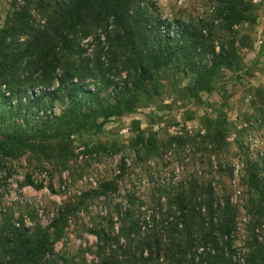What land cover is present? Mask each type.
Listing matches in <instances>:
<instances>
[{
  "label": "trees",
  "instance_id": "1",
  "mask_svg": "<svg viewBox=\"0 0 264 264\" xmlns=\"http://www.w3.org/2000/svg\"><path fill=\"white\" fill-rule=\"evenodd\" d=\"M208 4L209 18L184 21L162 19L152 0H12L0 28V163L28 155L64 172L77 158L74 138L101 134L108 121H120L158 100L168 84L184 100L202 105L201 95L224 90L225 72L231 82L248 75L241 49L248 48L249 39L238 28L254 27L258 5L252 0ZM87 40L91 42L83 45ZM256 94L263 100V91ZM212 112L203 117L205 134L197 135V150L210 167L211 157L229 146L226 118ZM257 112L264 117L261 108ZM134 125L127 147L137 163L168 150L178 154L193 143L183 138L162 142L153 134L147 139L138 122ZM83 145L84 155H117L124 148ZM125 171L122 162L116 180L99 183L75 204L59 209L48 226L35 225L31 233L2 216L0 264H81L74 257H56L54 246L71 216L88 202L109 200L119 192ZM217 175L221 196L212 179L159 190L157 203L161 206L165 199V214L146 233L134 219L136 200L128 194L123 213L115 211L116 234L112 218L106 228L88 230L96 240V264H236L231 238L238 210L223 184L230 167L220 166ZM20 187L44 188L34 185L30 175ZM240 187L247 196L250 232L245 263L264 264V236L259 241L256 234L264 232V163L246 162ZM48 188L55 193L52 185Z\"/></svg>",
  "mask_w": 264,
  "mask_h": 264
},
{
  "label": "rangeland",
  "instance_id": "2",
  "mask_svg": "<svg viewBox=\"0 0 264 264\" xmlns=\"http://www.w3.org/2000/svg\"><path fill=\"white\" fill-rule=\"evenodd\" d=\"M157 12L162 19L173 20L181 18H209L211 6L208 0H152ZM258 5L257 20L250 30L240 27L241 36L247 37L246 49H241L245 66L250 70L248 75H243L240 80L230 81L231 74L224 73L221 85L222 92H214L211 96L201 95L202 105L194 101L184 100L173 90L171 83L164 87L163 94L158 100L141 107L135 114L128 115L120 121L110 120L105 123L101 134L83 135L74 138V149L77 158L70 164L69 170L60 172L55 170L48 162H37L28 155L18 161H5L0 163V179L7 181L6 191L0 188V206L11 214V207L4 203V195L18 196L21 191L20 184L26 175H30L36 182L41 180V174H46L42 180V190H26V196L32 200L33 207L20 208L18 213H24L35 226L46 227L57 216L59 209L71 206L85 192L95 189L99 183L116 180L122 162L125 164L124 178L118 181L119 192L111 198H99L88 202L87 207L81 212L70 217L64 230V236L55 244L56 257L76 258L81 264H96V240L88 234L94 225L106 228L110 218L114 222V234L118 232L119 221L116 210L124 211L127 207L125 197L130 194L135 198L132 207L134 219H139L142 232L152 229L153 225L161 220L165 214V199L159 206V190H169L191 180H213L216 194L221 196L220 179L217 171L225 166L231 169L230 178H223V184L229 191L230 202L238 210L235 229L232 234V250L234 249V262L246 264L247 248L249 241V217L245 206L247 196L245 188L240 187L241 178L244 176L245 163H264V117L259 115L257 108L264 114V98L260 100L256 91H263L264 96V0H252ZM12 9V0H0V28L6 15ZM36 22L40 16L32 12ZM91 40L82 44L90 43ZM91 48L87 55H90ZM185 83H183L184 86ZM216 113L225 116L229 126L228 149L225 153L211 157V167L207 157L198 151L199 137L205 134L203 122L205 114ZM134 122H138L139 130L144 132L146 138L156 135L159 141L166 142L172 138L192 140L193 143L185 145L183 150L160 152L147 161L137 163L135 154L128 148V142L134 137ZM241 144V146L239 145ZM89 148L99 144H116L124 146L117 155L104 153L84 155V145ZM210 149V146L207 147ZM73 164V165H72ZM9 175V176H8ZM6 177V178H5ZM5 179V180H4ZM2 184V183H1ZM52 185L55 193H51L48 186ZM118 206V207H117ZM10 216V215H8ZM11 217V216H10ZM14 222L13 216L11 217ZM1 221V217H0ZM258 229L256 234L261 241L264 232ZM123 244V241L120 242Z\"/></svg>",
  "mask_w": 264,
  "mask_h": 264
},
{
  "label": "built area",
  "instance_id": "3",
  "mask_svg": "<svg viewBox=\"0 0 264 264\" xmlns=\"http://www.w3.org/2000/svg\"><path fill=\"white\" fill-rule=\"evenodd\" d=\"M41 180L39 182H36L34 180V178L32 177V182L34 183V185H38V184H42V180H46L47 175L46 174H41ZM6 178V177H5ZM7 181L8 179L5 181L6 185L5 188L3 186V181L2 179H0V188L3 191H6V187L7 185ZM2 183V184H1ZM34 190L33 187H24L21 189V191L19 192L18 196H14L12 195H7L6 193L3 194L4 197V203L8 206L11 207V214H7V209L5 208V206L1 205L0 206V217L5 216V215H10L11 217L13 216L14 222L13 225L15 228L18 229H25L27 230L29 233H31L33 231L34 225L30 222V220L27 218L26 215H24V213H18V210L20 208H31L33 207V202L32 200H30L26 194L25 191L26 190ZM52 221V220H51ZM51 223V222H50Z\"/></svg>",
  "mask_w": 264,
  "mask_h": 264
}]
</instances>
